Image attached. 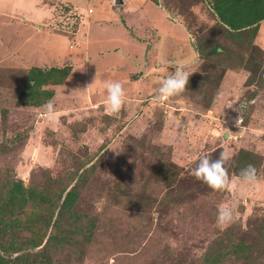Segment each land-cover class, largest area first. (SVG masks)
Returning <instances> with one entry per match:
<instances>
[{"label": "rangeland", "instance_id": "374dc122", "mask_svg": "<svg viewBox=\"0 0 264 264\" xmlns=\"http://www.w3.org/2000/svg\"><path fill=\"white\" fill-rule=\"evenodd\" d=\"M73 1L51 0L48 12L45 0H0V213L13 220L2 240L17 248L0 255L20 256L13 264H264V20L254 37H235L216 5L247 20L241 0ZM177 66L187 89L162 99ZM54 68L69 70L63 83L43 82L32 96L31 71ZM106 81L124 86L119 114L105 111ZM246 101L255 102L235 111ZM221 152L232 185L214 192L192 170ZM243 164L255 166L258 185L235 174ZM222 205L234 214L226 228L215 220Z\"/></svg>", "mask_w": 264, "mask_h": 264}, {"label": "clouds", "instance_id": "9594fccd", "mask_svg": "<svg viewBox=\"0 0 264 264\" xmlns=\"http://www.w3.org/2000/svg\"><path fill=\"white\" fill-rule=\"evenodd\" d=\"M190 75L184 70L183 66H177L166 78L161 81L158 89L159 97L168 99L182 94L189 84ZM93 85V84H92ZM90 85L89 87H91ZM88 87V88H89ZM106 90L104 101L105 111L108 115L119 114L126 101V92L124 86L119 81H106L103 84ZM255 101H246L235 108L238 113L241 109L246 108L248 103ZM45 110L44 114L51 119L56 115L55 105L52 100L45 102L42 105ZM236 126L242 123V118L239 115L235 121ZM228 157L226 153L221 152L216 159L209 156H204L199 159L198 164L192 170V175L199 181L203 182L214 192H223L230 188L232 180L228 169L225 167ZM240 179L243 182L256 186L259 184V177L254 165H247L240 171ZM216 224L220 228L230 226L234 221V214L231 207L222 205L217 209Z\"/></svg>", "mask_w": 264, "mask_h": 264}, {"label": "trees", "instance_id": "16d2710c", "mask_svg": "<svg viewBox=\"0 0 264 264\" xmlns=\"http://www.w3.org/2000/svg\"><path fill=\"white\" fill-rule=\"evenodd\" d=\"M49 1H51V0H49ZM57 1H59V3L56 6L65 5L68 7L67 4L68 3L70 4V1H66V0H57ZM238 1H240V0H238ZM242 1H243V3H245V6H248L247 14L249 13V15H248L249 17H247V20H246V18L245 19H241V18L238 19L237 18V22H240L239 26L236 25L237 22H233L232 19L225 16L223 14V12L219 9V7L216 5V8H217L216 13L218 14L217 17H219V22H220V25L222 27L225 28V26L226 27L229 26V27H227L229 30V34L234 35L233 31H235V32H237V35H235V37H236V36L250 35V33L253 32V34L251 36L254 37L257 30H258V27H259L258 23H260L264 20V7L260 9V2H262L264 0H241V2ZM48 2H46V3L48 5H50L51 2H49V3ZM235 2H237V1H235ZM230 8L232 10L236 9L234 4H231ZM233 14H234V12H233ZM256 14H259V15L256 18H254ZM244 20L246 21L245 23H244ZM250 28H254V29L252 31H249ZM169 38H172V37H169ZM220 50H221V48H219V47L215 48L213 50V54L220 52ZM31 72L32 73L30 74V91L32 90L31 91L32 96H33V94L40 92L39 89L41 87V84H44L43 82H45L46 84H48V82H50L52 84L59 85V84L63 83V81L66 79L67 75L69 74V70L66 73L65 70H60L59 68L50 69V71H48V70L42 71L41 69H34ZM43 94L51 97V96H53V91H46ZM31 98H33V100H35L34 97H31ZM33 102H35V103H32V104L41 105V103H37L36 101H33ZM243 166H244V164L241 165V168ZM235 174L237 176H240V171H236ZM13 192H15V190H13ZM72 197H73V192H69L64 203L67 204L68 202H70ZM28 198H32V200L35 199V193L31 194V196H29ZM3 209H4L3 207H0V210H3ZM6 217L7 216H4V214L0 213V237H1L0 238V251L6 252L9 249L16 251L17 248L15 247V243L13 241H11V243H10V241L2 240V237L4 235H6V230L12 226V222H13V220L5 221ZM41 243L42 242L33 243V246L34 247H40V246H42ZM47 244H48V242H47ZM47 244L44 246L43 250L46 248ZM20 260H21L20 256L16 259H13L12 261L11 260L9 261V260L3 259V256L0 255V264H10V263L13 264L15 262H20Z\"/></svg>", "mask_w": 264, "mask_h": 264}, {"label": "crops", "instance_id": "0c3cea01", "mask_svg": "<svg viewBox=\"0 0 264 264\" xmlns=\"http://www.w3.org/2000/svg\"><path fill=\"white\" fill-rule=\"evenodd\" d=\"M66 1H70V2H75V1H73V0H66ZM47 1L45 0V3H44V5H43V7L46 9V11H52L50 8H49V5L46 3ZM125 4H126V2H125ZM124 4V5H125ZM26 8L28 9V10H31V9H29V7L26 5ZM25 10V9H24ZM32 11V10H31ZM37 12H39V11H37ZM40 12L42 13L43 11H42V9L40 10ZM53 13V12H52ZM26 18H23V25H24V27H25V29H29L30 31L34 28V27H32L33 25H39V27L36 29V28H34L33 30H34V32L35 33H42V32H44V29H42L43 27H42V23L41 22H39V21H37V20H30V23H32V24H30V23H28L26 20H25ZM48 24H50V22H48ZM48 26V25H47ZM50 28V26H48L47 27V29L49 30V33H51V31H53L52 29H49ZM47 32V31H46ZM58 36H60V35H58ZM61 37V36H60ZM61 38H63V37H61ZM69 39V38H68ZM27 42H29V40H27ZM60 43V42H59ZM66 46H67V50L70 48V45H68L67 43H66ZM72 57L73 56H70L68 59H72ZM161 73H162V71H160Z\"/></svg>", "mask_w": 264, "mask_h": 264}, {"label": "water", "instance_id": "95a60500", "mask_svg": "<svg viewBox=\"0 0 264 264\" xmlns=\"http://www.w3.org/2000/svg\"><path fill=\"white\" fill-rule=\"evenodd\" d=\"M125 4V0H114L115 6H122Z\"/></svg>", "mask_w": 264, "mask_h": 264}]
</instances>
